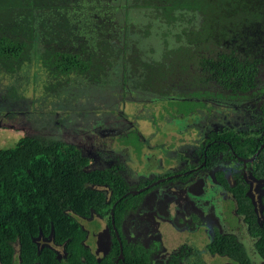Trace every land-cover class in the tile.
Wrapping results in <instances>:
<instances>
[{
  "label": "trees",
  "instance_id": "1",
  "mask_svg": "<svg viewBox=\"0 0 264 264\" xmlns=\"http://www.w3.org/2000/svg\"><path fill=\"white\" fill-rule=\"evenodd\" d=\"M124 1L0 0V11L19 12L13 19L7 14L0 18V73L18 72L35 53L56 83L76 75L98 81L106 68L103 59L122 64L138 14L161 9L167 23L172 13H198L199 30L187 34L188 40L194 34L223 48L216 59L202 57V68L226 88L253 87L258 64L264 62V0ZM155 32L167 35L159 25ZM8 92L15 99L20 95L15 87ZM1 101L0 121L22 113L14 110V103L6 110L8 101ZM261 157L264 163V151ZM83 161L76 147L59 139L23 136L14 147L0 148V264H62L51 249L38 254L34 240L41 232L46 237L53 233L59 244L70 238L69 251L78 252L82 230L76 216L104 201V194L89 187L95 174L85 172ZM248 222L256 256L264 262V221L261 226L249 216ZM211 252L228 256L227 264H256L233 235L218 237Z\"/></svg>",
  "mask_w": 264,
  "mask_h": 264
},
{
  "label": "flooded vegetation",
  "instance_id": "2",
  "mask_svg": "<svg viewBox=\"0 0 264 264\" xmlns=\"http://www.w3.org/2000/svg\"><path fill=\"white\" fill-rule=\"evenodd\" d=\"M208 73L221 91L216 96L194 99L212 105L213 109L193 110L197 120L190 127L197 135L189 144L181 145L178 153L159 156L164 146L151 148L157 152L158 158L151 160L156 167H144V157H140L139 170L130 168L135 159L122 152L128 148L120 136L137 125L125 115L112 122L91 121L90 125L71 126L69 138L68 126L59 125L55 139L80 151L85 172L95 174L96 181L89 187L104 194V201L85 216H76L82 230L78 252L69 251L70 238L59 244L53 233L46 237L41 232L34 240L38 248L51 249L62 264H201L198 236L212 255L216 254L211 252V246L221 236L233 235L245 246L249 237L255 245L248 219L255 216L256 222L263 225L264 163L260 158L264 151V86H258V71L253 87L246 90L226 88L213 73ZM222 91L236 101L233 106L215 101L227 97ZM221 113L230 119L213 122L217 124L214 129L212 123L205 124L207 118L220 120ZM20 117L21 113L17 119L9 117L11 123L0 121V126L18 128L25 136L34 137ZM107 134L111 138L118 136L119 150L115 151L120 162H116L114 153L107 152L108 140L106 145L103 142ZM217 188L222 190L219 196ZM227 201L232 205L224 204ZM218 202V209L227 211L229 220L216 212ZM233 218L234 227L230 225ZM242 227H246L245 238L238 233Z\"/></svg>",
  "mask_w": 264,
  "mask_h": 264
},
{
  "label": "rangeland",
  "instance_id": "3",
  "mask_svg": "<svg viewBox=\"0 0 264 264\" xmlns=\"http://www.w3.org/2000/svg\"><path fill=\"white\" fill-rule=\"evenodd\" d=\"M118 2L126 3L124 0ZM102 4L103 2L100 1L99 5ZM160 11L161 9H153L145 14H138L139 25L129 31L132 40L127 54L123 58L119 57L122 64L118 59H113L112 64L111 61L103 59L106 68L98 74V81L90 79L88 75H76L64 77L63 82L60 80L56 83L57 79L50 80L49 73L41 65L38 55L33 53L31 61L18 72L11 75L0 73V101H8L6 110L11 108L8 105L14 103V110L22 111V124L32 129L34 137L42 140L55 139L54 133L61 124L68 126L66 138H69L71 126L90 125L91 121L112 122L116 118H125V115L126 119L137 125L125 136H120L121 141L128 148L122 152L135 159L130 163L131 167L128 163L127 165L135 171L139 170L142 161L137 158L144 157V167H156L157 164H151V160H154L157 152L152 151L151 148L155 145L164 146V152L159 156L178 153L181 145L189 144L191 138L197 135L194 127H190L197 120V114H193V110L197 107L213 109L212 105L194 99L199 96H216L215 94L221 91L212 75L202 68L200 62L202 57L216 59L223 51V48L212 41L203 40L201 36L195 38L193 34L189 37L191 42L188 40L187 34L199 30L198 13H195V17L190 13L185 15L172 13L173 20L167 23L168 20L159 13ZM5 14L13 19L19 12L0 11V18ZM158 25L161 33L167 34L165 37H159L155 32L158 30ZM170 30L174 32L172 36L168 35ZM125 67L128 75L126 79L122 76ZM258 73V86H264L263 62L259 65ZM46 83L49 87L45 86ZM57 84L58 86L55 87ZM10 87L17 88L20 98L15 99L9 95ZM133 90H142V92L134 93ZM222 93L227 97L215 101L233 106L236 102L233 97L229 96L228 92L222 91ZM176 95L178 98H175ZM225 114H220V120L214 117L204 119L205 124L209 126L212 123L211 128L214 129L217 124L213 122L230 119L225 118ZM160 116L164 118L159 119ZM5 122L11 123L8 120ZM200 124L201 122L198 123V127ZM23 136L25 133L21 129L0 126V148L14 147ZM117 137L111 138L107 134L103 142L106 145L105 141L108 140L107 152L114 153L118 157L115 159L116 162H120V156L115 151L119 150ZM146 142H149L148 145ZM221 191L217 188L218 196ZM219 204L220 202L217 203L216 212L223 219L229 220L227 211L218 209ZM224 204L232 205V202L227 201ZM230 225L232 227L236 225L235 218ZM244 232H247L246 227L238 231L243 238H245ZM196 239L200 242L197 250L201 264H226L230 261L226 257L209 254L205 247L206 242H201L199 236ZM246 240L251 259L256 264H264L259 260L260 257L256 256L254 240L249 237H246ZM17 263L20 264L19 261Z\"/></svg>",
  "mask_w": 264,
  "mask_h": 264
},
{
  "label": "water",
  "instance_id": "4",
  "mask_svg": "<svg viewBox=\"0 0 264 264\" xmlns=\"http://www.w3.org/2000/svg\"><path fill=\"white\" fill-rule=\"evenodd\" d=\"M261 207H262L261 212H263V207H264L263 201H261ZM44 248H45V246L39 247L38 248V254H40L41 253V250H43Z\"/></svg>",
  "mask_w": 264,
  "mask_h": 264
}]
</instances>
